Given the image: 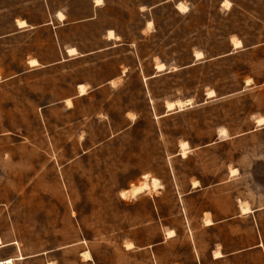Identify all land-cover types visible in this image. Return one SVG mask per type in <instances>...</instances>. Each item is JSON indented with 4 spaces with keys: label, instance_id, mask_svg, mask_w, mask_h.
<instances>
[{
    "label": "rangeland",
    "instance_id": "rangeland-1",
    "mask_svg": "<svg viewBox=\"0 0 264 264\" xmlns=\"http://www.w3.org/2000/svg\"><path fill=\"white\" fill-rule=\"evenodd\" d=\"M95 1L0 0V264H264V0Z\"/></svg>",
    "mask_w": 264,
    "mask_h": 264
},
{
    "label": "bare ground",
    "instance_id": "bare-ground-1",
    "mask_svg": "<svg viewBox=\"0 0 264 264\" xmlns=\"http://www.w3.org/2000/svg\"><path fill=\"white\" fill-rule=\"evenodd\" d=\"M95 2H96V3H99L100 0H96ZM179 7H181L180 4H179ZM59 16L62 17L63 15H62L61 13H59ZM18 25H19V26H25V25H26V22H25L24 20H18ZM108 33H109L110 36H112V31H111V30H109ZM238 44H239V42H236V43H235V46L238 45ZM67 51H68L69 54H72V53L75 51V49H74V48H68ZM195 56L200 57V56H201V53H200V52H197V53H195ZM29 62H30L31 64H36V60H35V59H31V60H29ZM156 68H157L158 70H162V69L164 68V65H163L162 63H159V64L156 65ZM78 87H79L80 91H83V85H82V84L78 85ZM212 95H213V91H209V92H208V96H212ZM68 101H69V100H68ZM189 102H190L189 99H187V100H185V101L177 100L176 102H170V103H168V104L166 105V107H167L168 110H170V109L174 108V106H175L176 104H177L178 106L183 107V105L188 104ZM69 103H70V101H69ZM256 124H257V125L264 124V117H259V118L256 120ZM220 132H221V133H224V132H225V129H223V128L220 129ZM186 145H187L186 142H182V143H181V146H182V152H184V150H185V146H186ZM231 171L234 172L235 169H233V170H231ZM194 184H196V183H194ZM157 186H159V181H158V179H156V178H151L150 183H148V182H147V177L145 176V180H143V181H142L141 183H139L138 185H132L129 189L121 191V195H122V197H127L128 195L136 196L137 194H139V193H141V192H143V191H145V190H148L149 188H154V189H155ZM241 210H242V211H247V210H249V208H248V207H245V206H241ZM206 222H207V224H211V221H210L209 219H207ZM168 233H169V232H168ZM86 254H87V253H86ZM220 255H221V254H220L219 252H217V251L215 252V256H220Z\"/></svg>",
    "mask_w": 264,
    "mask_h": 264
},
{
    "label": "crops",
    "instance_id": "crops-1",
    "mask_svg": "<svg viewBox=\"0 0 264 264\" xmlns=\"http://www.w3.org/2000/svg\"><path fill=\"white\" fill-rule=\"evenodd\" d=\"M95 4H98V3H95ZM59 13H61L63 15V17H59ZM54 15H55V17L59 18L62 21L59 25H65V24L70 23V20H67V13H65V12H63L61 10H58V11L55 12ZM92 18H93L92 16H88V17H84V18H82V17L81 18H77V19H74V20L75 21H81V20L92 19ZM17 20H24L26 22V26H31L33 28L34 27H41V26H44V25L49 24L48 21H39V22L33 23L28 18H20V19H17ZM50 24H52V21L51 20H50ZM18 28H19V26H18ZM71 47L75 48L74 46H71ZM67 49H66V51H67ZM75 50H76V48H75ZM211 224H213V221H212ZM211 224H207V225H211Z\"/></svg>",
    "mask_w": 264,
    "mask_h": 264
}]
</instances>
